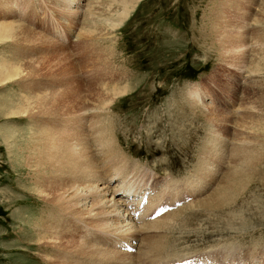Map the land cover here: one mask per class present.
Here are the masks:
<instances>
[{
	"label": "rangeland",
	"instance_id": "1",
	"mask_svg": "<svg viewBox=\"0 0 264 264\" xmlns=\"http://www.w3.org/2000/svg\"><path fill=\"white\" fill-rule=\"evenodd\" d=\"M119 2L0 0V23L15 24L0 38V264L91 260L67 241L43 244L44 235L85 239L117 254L116 264L193 255L264 264V0H135L116 22ZM54 123L85 137L96 179L109 182L115 200L121 182L144 189L154 207L184 202L174 214L147 212L138 241L125 234L120 246L100 239L86 210L79 221L60 217L32 159L43 124ZM93 128L113 139V162ZM235 170L241 184L228 192L226 173ZM98 199L91 213L104 210ZM156 240L172 255L138 249Z\"/></svg>",
	"mask_w": 264,
	"mask_h": 264
},
{
	"label": "bare ground",
	"instance_id": "2",
	"mask_svg": "<svg viewBox=\"0 0 264 264\" xmlns=\"http://www.w3.org/2000/svg\"><path fill=\"white\" fill-rule=\"evenodd\" d=\"M63 1L67 5H70L73 2V0H63ZM114 2L117 3V2H119V0H112V4ZM134 2H135V0H120L119 4L117 5L119 7L118 8L119 12L117 14L116 22L123 20V18L126 16L127 12L132 7ZM8 5L10 6L9 3H7V4L5 3L6 9H9ZM12 24L13 23L6 24V22L0 23V38L1 39L5 40L7 38L10 39V37H12V35H13L12 31H13V27L15 25V24H13V25ZM17 29L19 30V27H17ZM31 32L32 31H30V33ZM15 34L17 36L16 31H15ZM80 34H81V32H80ZM6 70H7V68H6ZM8 71H13L9 74L10 76H13V75H16L17 73H19L16 70V67H14V68L10 67V68H8ZM8 79H9V77H8ZM48 98H49V100L47 101ZM48 98L42 99V101L39 102V104H41L43 102L45 104H49V101H51V102L53 101L50 97H48ZM25 106H26V104H25ZM55 125H57V124H55ZM55 125H52V126H50V128H48L47 126H49V125L43 124V127L41 128L43 132H41V134L38 137L39 141H37L33 147L34 155L32 156V159L34 160L33 164L35 166V170L38 171L39 168H42L39 172H37V177L41 178V180H42L43 191L44 192L47 191L46 194L50 195L48 197V199L45 198L46 202L49 204V206L51 205L54 209L58 210L57 214L62 218L71 217V218H74V220L77 219L79 221L78 215H80L82 213L81 210L88 211L87 217H90L91 219H94V220L95 219L99 220V223L95 224V225H98L100 227L95 228V229L98 230L97 232H99V233L102 232V234H104V235H101V238H100L102 241H107L108 240L107 238L109 237V238H112L114 240V242L118 243L117 245L120 246V245H124L123 244L125 242L124 240L127 238L125 234L129 235L130 238H132V241L137 239V238H135V237H137L135 235V233H140V232L142 233L144 231V224H142V221H144V217H146L147 212H149L150 209H153L154 205L149 204L147 201L146 205L140 211L141 213L139 212L136 218L133 216V214H132L133 212H129V210L131 211V206L133 205V200H137L136 198L139 195H142V194L147 193V192H144V189L142 190V192L139 190H136V191L131 190L130 187H125L120 182V184L118 186L120 187V189L123 191V193L125 195H122L120 198L115 200L113 198V194H114V192H116V190H113V188L109 190V187H108L110 185L109 182L105 186L102 183H100L99 181H97V179H96V177H99L98 173H100L101 170H99V172H98V169L94 168V166H93L94 163H92V161H91L92 158H90V156H89L90 154L88 155L87 151L85 150L88 148L87 146L84 145L85 142L83 141V139L86 141L85 137L80 136V138H79V137H77L78 133H69L68 129L67 130H64V129L61 130L59 124L57 125V127L53 128V126H55ZM48 129H50V130L48 131ZM58 129L61 130L60 134L57 132ZM92 131L93 132L97 131V136H95L93 134L94 135V141L96 142L97 147H99V149L100 148H106V150L108 151V156L105 159H107L108 162H113L115 160L111 156V153H113V151H114L113 148L115 147V146H113V144H115L112 142L113 139L110 136H108L107 133H105V131L101 128H98V130H96V131L93 128ZM56 133H58V134H56ZM111 144L113 147H111ZM111 148H112V150H111ZM88 152H90V151H88ZM93 155H95V154H93ZM245 163H246V160H245ZM112 168H113V166H112ZM108 170H109V168H108ZM239 175H240V172L237 170H235L233 173H231V172L226 173V176L228 179L226 181V183L224 184V189H226V191H228V192L236 191L237 186L241 184L239 181L240 180ZM49 178L51 179V181H49ZM162 193H161V195H162ZM108 196H110V197H108ZM96 197H98L99 198L98 200H100V205H98L97 207L104 208V210L101 213H97V214L91 213V211H90L91 209H88L89 208L88 205H90V207H91L92 199H95ZM218 199L219 198L217 196H214L213 200H211V199H209V200L217 201ZM201 203L204 204L203 207L209 208L210 206H212L210 204H207V200L203 201ZM175 210H177V209L175 208ZM184 212H186V211H184ZM172 214H174V211ZM90 218H88L89 222H92V220ZM110 218H112V220H110ZM115 220L118 221L117 224L113 223ZM81 221L86 222L85 219H82ZM163 222L161 219V223H158L157 226L160 228H163V226L165 225V224H163ZM42 226L47 227L48 225L43 224ZM48 227H49V229L52 228L50 225ZM53 229H55V228H53ZM106 229H108V230H106ZM117 235H125V236H117ZM44 236L46 238V241L43 242V244L47 243V242H53L54 243L53 246L62 247V246H64V243L67 241L69 243V247L71 248L70 251L79 253L80 256L84 257L85 259H91V260H87V261L86 260L79 261L81 264H104V262H103L104 259L106 261V264H114V263L116 264V263H119L121 261V260H119L117 262V260H118L117 254H114L112 251L110 254L109 250L99 248L98 246H95L94 244H91V243L89 244L88 241H86L85 239L80 240V241H77V240L75 241L72 238H70V239L58 238L57 237L58 235L57 236L44 235ZM71 236L72 235H70V237ZM62 240H64V243H62ZM137 241H138V239H137ZM164 242L165 241H162V240H156L154 242H147L146 244H143L140 242L138 245V249L140 248L142 251V249L145 248V249H148V251H153V252L158 251L159 253H164L165 251H162L163 246L165 244ZM103 245H104V243H103ZM165 245H166V248H167V246H169L167 244H165ZM60 247H58V248H60ZM173 249H175V248H172V250ZM173 252H174V250L173 251L170 250V251H166L165 254L169 255ZM88 253H89L90 257L86 258L85 255ZM176 253H178V252H176ZM59 255H61V254H59ZM120 255H122V254L120 253ZM138 255H139V258H141V257H144L146 255V253H139ZM138 255H137V257H138ZM174 256H175V254H174ZM203 256H206V255H203ZM184 257H186V256H184ZM206 257H208V256H206ZM54 260H53V263L59 262V259H56L55 261ZM73 261H75V260H73ZM122 261H124V260H122ZM84 262H86V263H84Z\"/></svg>",
	"mask_w": 264,
	"mask_h": 264
}]
</instances>
